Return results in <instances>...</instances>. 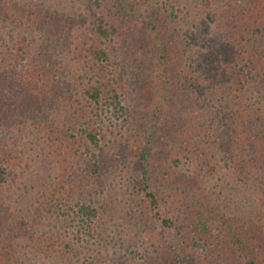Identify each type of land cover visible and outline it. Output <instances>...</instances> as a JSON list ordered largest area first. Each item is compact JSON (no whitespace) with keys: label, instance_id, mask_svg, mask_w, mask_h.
<instances>
[{"label":"trees","instance_id":"obj_1","mask_svg":"<svg viewBox=\"0 0 264 264\" xmlns=\"http://www.w3.org/2000/svg\"><path fill=\"white\" fill-rule=\"evenodd\" d=\"M107 1L0 0V264H264V0H202L195 65L174 4ZM111 172L139 240L112 259L80 242Z\"/></svg>","mask_w":264,"mask_h":264},{"label":"rangeland","instance_id":"obj_2","mask_svg":"<svg viewBox=\"0 0 264 264\" xmlns=\"http://www.w3.org/2000/svg\"><path fill=\"white\" fill-rule=\"evenodd\" d=\"M61 3H65L71 9L80 7L82 10L94 11L99 13H106L109 10V2L107 0H99L100 4L93 3V0H59ZM156 3L160 6L161 4H174L176 7V15L171 23V29L174 31V35L177 34V39L184 42L183 44L188 51V61L191 65H195L200 59L201 53L211 42L210 32L207 29L206 21L204 19V4L202 0H156ZM54 164L49 161L39 162L34 165V170L29 172L26 170L28 178H31V183L38 184L40 182H45L49 173L54 171ZM224 171V170H223ZM105 180V190L100 196L95 194L93 197L99 203H93V206L98 210V218L95 219L94 225H96L99 234L96 237L83 236V244H87L94 251L98 250L107 258H118L129 257L130 250L133 248L134 244L138 243L137 234L135 228L133 227V221L130 219L129 209L127 206V192L125 190V185L123 180L115 172H111L107 175ZM226 179V178H225ZM224 179V180H225ZM223 180V179H222ZM218 181V184H223L224 181ZM25 184H29L28 181ZM219 185L217 186V188ZM239 190L235 188L234 193ZM225 192V189L222 190ZM245 193L241 192V196L244 200L232 201L231 196L228 198V203L239 205L241 210L246 213L251 212V210L257 209L258 203L251 202L252 194L249 192L248 195H243ZM22 199L25 195H21ZM227 197V196H226ZM225 197V198H226ZM246 203V204H245ZM247 207H246V206ZM73 226L77 223V218L72 221ZM70 222L65 223L61 226V229L66 232L70 238L74 236V227H68ZM60 224H57V226ZM48 228H54L53 223L49 225ZM68 228H73L70 230ZM92 242V243H91ZM86 246V245H85ZM128 259V258H123ZM36 264H54L48 259H38L36 258ZM35 264V263H33ZM74 264H79L78 262Z\"/></svg>","mask_w":264,"mask_h":264}]
</instances>
